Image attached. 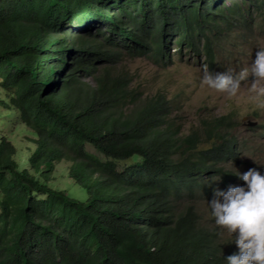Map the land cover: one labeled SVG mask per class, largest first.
I'll return each instance as SVG.
<instances>
[{"label":"trees","instance_id":"1","mask_svg":"<svg viewBox=\"0 0 264 264\" xmlns=\"http://www.w3.org/2000/svg\"><path fill=\"white\" fill-rule=\"evenodd\" d=\"M248 6L264 16V0H0V117L27 141L0 134V264H225L236 247L205 202L243 183L235 115L182 133L171 97H143L123 62L164 61L172 30L212 68Z\"/></svg>","mask_w":264,"mask_h":264},{"label":"rangeland","instance_id":"2","mask_svg":"<svg viewBox=\"0 0 264 264\" xmlns=\"http://www.w3.org/2000/svg\"><path fill=\"white\" fill-rule=\"evenodd\" d=\"M247 8L248 12L244 17H248V14L250 17L243 23L247 29L242 31L236 28L231 32H226L219 41L212 43L214 54L212 68L209 66L210 63H206L200 42L196 43L199 49L194 50L198 51L197 53L193 50L186 51L183 48L179 50L175 44L179 34L172 30L167 31L169 35L165 37L166 45L161 50V53L167 56L164 61H157L150 53H147L143 56L128 58L123 62V67L134 78L132 87H138L143 97L154 92H163L167 97H171V116H176L175 121L182 126V133H185L190 126H196L200 118L225 114L235 115L236 121L233 127L237 138L238 154H240L237 164L234 165L237 171L251 166L264 167V111L248 110L246 83L239 97L229 98L203 85L201 70L206 65L210 72L231 71L234 74L250 65L257 48L264 47V16L257 18L256 12H251L253 8L251 6ZM72 22H77V19ZM84 24L92 26L96 33L99 30L102 31L105 26L98 19L84 21ZM71 26L67 29L70 30ZM166 29L168 27H165ZM77 30H80L78 26ZM177 51L181 54L177 55ZM165 61L168 63L165 64ZM9 118L13 119V116L0 117V134L14 137L12 143L18 148H25L27 145L24 138L26 137L25 132H18L21 127L9 132ZM33 149L31 147L30 151ZM24 153L27 152L23 150ZM66 166L67 164L62 160L56 168L58 174L55 185L57 188L68 184V179L65 177Z\"/></svg>","mask_w":264,"mask_h":264},{"label":"clouds","instance_id":"3","mask_svg":"<svg viewBox=\"0 0 264 264\" xmlns=\"http://www.w3.org/2000/svg\"><path fill=\"white\" fill-rule=\"evenodd\" d=\"M201 83L229 98L239 97L247 84L248 110L264 111V47H258L252 62L238 72H210L202 67ZM230 167L243 183L212 189L205 202L207 215L228 236L236 250L223 259L225 264H264V167L252 166L243 173ZM219 181L220 175L211 177Z\"/></svg>","mask_w":264,"mask_h":264},{"label":"water","instance_id":"4","mask_svg":"<svg viewBox=\"0 0 264 264\" xmlns=\"http://www.w3.org/2000/svg\"><path fill=\"white\" fill-rule=\"evenodd\" d=\"M249 125V124H248ZM253 124H250L249 126H252Z\"/></svg>","mask_w":264,"mask_h":264}]
</instances>
